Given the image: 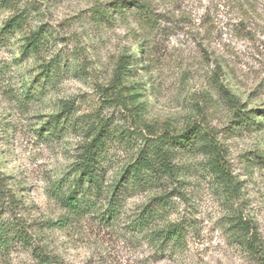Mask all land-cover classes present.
Listing matches in <instances>:
<instances>
[{
    "label": "clouds",
    "instance_id": "clouds-1",
    "mask_svg": "<svg viewBox=\"0 0 264 264\" xmlns=\"http://www.w3.org/2000/svg\"><path fill=\"white\" fill-rule=\"evenodd\" d=\"M0 264H264V0H0Z\"/></svg>",
    "mask_w": 264,
    "mask_h": 264
}]
</instances>
